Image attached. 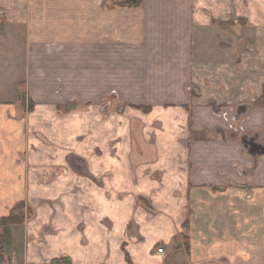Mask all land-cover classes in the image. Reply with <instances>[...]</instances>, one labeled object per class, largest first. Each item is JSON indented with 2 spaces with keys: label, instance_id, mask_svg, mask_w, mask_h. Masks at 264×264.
<instances>
[{
  "label": "crops",
  "instance_id": "1",
  "mask_svg": "<svg viewBox=\"0 0 264 264\" xmlns=\"http://www.w3.org/2000/svg\"><path fill=\"white\" fill-rule=\"evenodd\" d=\"M5 6L9 24L54 44L44 59L60 60L63 70L76 63L69 70L79 108L61 113L67 101L54 95L37 98L28 116L14 107L3 115L0 106V220L18 205L25 213L3 229L0 264H176L186 254L205 264L209 221H233L235 181L252 190L248 201L264 205V155L250 167L242 143L264 144V0ZM31 58L29 51L27 76ZM41 86L28 88L53 92ZM241 104L248 112L230 129L217 111ZM29 125L35 132L23 130ZM189 208L191 255L175 256ZM262 221L260 239L248 240L251 264H264Z\"/></svg>",
  "mask_w": 264,
  "mask_h": 264
},
{
  "label": "rangeland",
  "instance_id": "2",
  "mask_svg": "<svg viewBox=\"0 0 264 264\" xmlns=\"http://www.w3.org/2000/svg\"><path fill=\"white\" fill-rule=\"evenodd\" d=\"M7 14L5 0H0V106L2 107L3 115L9 114L6 108L9 109V107H14L21 115L28 116L34 111L35 106L37 105L36 101L38 99L45 100L48 98V95H54L53 97L55 101H67L66 104L68 105H66V107L61 108V110L57 109L60 110L61 113L78 109L79 107L76 106L79 102H76L75 98L78 92H75L73 87L71 88L75 77L70 74L69 70L70 65H75L76 63L72 61L73 63L71 64V61H65L63 65L64 71L57 65L61 63L60 60L44 59L45 49H53L55 47L54 44L48 47L49 45L40 43L39 41L37 42L33 35L29 34V29L9 24L7 21ZM29 51L30 56L33 58L30 59V75L27 76L28 67L26 65L27 60H25V57L26 53ZM43 71H45V74L41 75L40 72ZM80 78V82L84 83V78ZM32 85L38 86V88L42 87L41 85L49 86L53 88V92L47 94L44 91H39L33 94L28 88V86ZM106 103L107 101H105V103L103 102V104ZM114 108L117 110L119 106L117 108L114 106ZM229 109L230 107L227 110L217 111V115L221 117L230 128V125L233 123L231 121L232 115L231 117H228V120L222 116V114ZM144 110L149 111V109ZM239 122L240 120L238 123ZM20 127L22 128V126ZM35 129L34 125H29L28 128H23V130H29L31 132H35ZM259 162L260 157L254 158V161H251L250 157H248V163H251L250 167H257ZM250 171L251 168L248 172ZM240 173L243 175L241 170ZM219 189L225 190L224 187L213 188L215 191ZM251 191L252 190L247 186V183L244 180H241L239 183L238 181H235V184L233 185V196H238L239 202H235V199L233 198V221L228 219L209 221L211 224L210 231L213 240L209 243L210 246L206 248L204 259L205 264H251L253 253L248 250V240H251L253 237L254 239H258V236L260 239V235L258 234L261 232L260 228L263 224L262 218L264 219V205L259 203L252 204V202L248 201L246 198L247 193H250ZM221 206L223 207V205ZM252 210L258 214L255 215V217L258 218L253 221L246 217L247 213ZM194 213L195 211L189 208L184 217L182 223L183 231L178 234L176 237L177 244L173 246L175 256L178 255V251L185 252L187 248L189 250V256L191 255V246L193 242L188 232L189 229H191ZM15 214L25 215L20 205ZM259 217L262 218L260 219ZM230 222L233 223V239L228 235ZM216 223V227H213V224ZM217 232H219V235L221 236L220 239L215 235ZM222 233L226 234L222 235ZM181 234L188 235L189 239L183 240L181 238L179 240L178 237ZM159 251H163V248H159ZM187 256V254L184 256L179 255L180 258H178V260L180 264H192L195 262L196 259L194 257L190 256L188 258ZM179 262H176V264Z\"/></svg>",
  "mask_w": 264,
  "mask_h": 264
},
{
  "label": "trees",
  "instance_id": "3",
  "mask_svg": "<svg viewBox=\"0 0 264 264\" xmlns=\"http://www.w3.org/2000/svg\"><path fill=\"white\" fill-rule=\"evenodd\" d=\"M110 1L116 5H119V6H131L132 7V6H137L140 4V0H123V1L110 0ZM144 109H149V108H144ZM18 206L15 207L9 215L2 217V219L0 220V254L3 256H7L6 236L3 232V229L6 226L16 225V224H20V223L24 222V215L23 214L22 215L21 214H15L16 210L18 209ZM181 238L183 240H188L189 236L181 234L178 237V239L180 240ZM185 251L188 252L189 251L188 248ZM62 263H68V260L60 259V260L55 261V264H62Z\"/></svg>",
  "mask_w": 264,
  "mask_h": 264
},
{
  "label": "water",
  "instance_id": "4",
  "mask_svg": "<svg viewBox=\"0 0 264 264\" xmlns=\"http://www.w3.org/2000/svg\"><path fill=\"white\" fill-rule=\"evenodd\" d=\"M250 105L241 104L237 107L236 112L232 114V121L237 123L243 115H246ZM244 147L247 149L248 153L254 158L261 157L264 155V144H262L258 137H245L242 139Z\"/></svg>",
  "mask_w": 264,
  "mask_h": 264
},
{
  "label": "built area",
  "instance_id": "5",
  "mask_svg": "<svg viewBox=\"0 0 264 264\" xmlns=\"http://www.w3.org/2000/svg\"><path fill=\"white\" fill-rule=\"evenodd\" d=\"M236 112V108H230L228 111L222 114L223 118L228 120V117ZM232 121V120H231ZM238 124H235L234 122L230 125V129H235V126L237 127ZM62 264H68V263H62Z\"/></svg>",
  "mask_w": 264,
  "mask_h": 264
}]
</instances>
